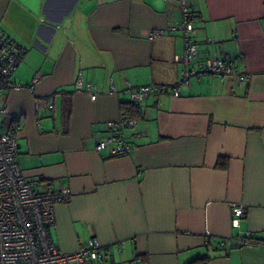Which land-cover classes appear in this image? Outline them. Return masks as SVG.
Returning a JSON list of instances; mask_svg holds the SVG:
<instances>
[{
	"label": "crops",
	"instance_id": "obj_1",
	"mask_svg": "<svg viewBox=\"0 0 264 264\" xmlns=\"http://www.w3.org/2000/svg\"><path fill=\"white\" fill-rule=\"evenodd\" d=\"M188 2L198 59L228 55L249 82L199 74L178 96H148L129 131L141 133L134 150L108 157L94 151L93 136L104 137V123L131 102L129 87L180 80L181 34L168 30L179 5L0 0V30L25 49L7 83L32 85L0 94V132L16 128V160L37 192L67 188L49 229L60 252L95 238L107 254L93 264H186L205 255L206 264H264V0ZM154 29L164 34L149 39ZM78 77L95 85L94 100L75 91ZM233 202L245 206L237 227ZM247 230L256 246L220 245Z\"/></svg>",
	"mask_w": 264,
	"mask_h": 264
},
{
	"label": "built area",
	"instance_id": "obj_2",
	"mask_svg": "<svg viewBox=\"0 0 264 264\" xmlns=\"http://www.w3.org/2000/svg\"><path fill=\"white\" fill-rule=\"evenodd\" d=\"M180 8V20L170 24L168 30L179 32L182 39L181 53L175 57L180 64V80L177 84H144L129 87L130 99L140 104L148 96L170 93L179 95V87L187 85L193 76L207 74L221 79H231L239 84H247L250 75L233 64L228 55L207 57L199 60V46L195 40L197 28L195 17L188 0H170ZM163 29L148 32V38L154 39L163 35ZM25 49L0 30V94L5 89L32 91L31 84L13 83L8 85V77L14 72ZM39 79L33 78V83ZM76 92H87L92 100L96 94L91 82H83L78 77L75 82ZM113 90V85L111 84ZM50 111L54 104L48 103ZM35 109H39V99L35 98ZM4 112V110H2ZM137 120L120 114L118 118L104 123L106 135L102 138L93 136V149L97 154L108 157L129 155L135 148L134 136L140 132L129 133L136 127ZM16 128L0 133V264H93L103 261L107 246L97 239L90 238L72 253L60 252L50 235L54 224V206L66 198L67 188L56 191L37 192L36 183L25 179L16 160L18 143ZM231 225L238 226L239 219L245 214V206L230 203ZM238 243L245 246H256L258 241L249 230L240 236H225L220 245ZM123 242L118 244L121 248Z\"/></svg>",
	"mask_w": 264,
	"mask_h": 264
},
{
	"label": "trees",
	"instance_id": "obj_3",
	"mask_svg": "<svg viewBox=\"0 0 264 264\" xmlns=\"http://www.w3.org/2000/svg\"><path fill=\"white\" fill-rule=\"evenodd\" d=\"M120 113L123 115H126L131 118H136L138 116L139 108L138 104L134 102H126V103H120ZM209 261V257L207 255L196 258L191 260L190 262L186 264H206Z\"/></svg>",
	"mask_w": 264,
	"mask_h": 264
},
{
	"label": "water",
	"instance_id": "obj_4",
	"mask_svg": "<svg viewBox=\"0 0 264 264\" xmlns=\"http://www.w3.org/2000/svg\"><path fill=\"white\" fill-rule=\"evenodd\" d=\"M131 264H141V262L139 260H135Z\"/></svg>",
	"mask_w": 264,
	"mask_h": 264
},
{
	"label": "rangeland",
	"instance_id": "obj_5",
	"mask_svg": "<svg viewBox=\"0 0 264 264\" xmlns=\"http://www.w3.org/2000/svg\"><path fill=\"white\" fill-rule=\"evenodd\" d=\"M1 133V132H0Z\"/></svg>",
	"mask_w": 264,
	"mask_h": 264
}]
</instances>
